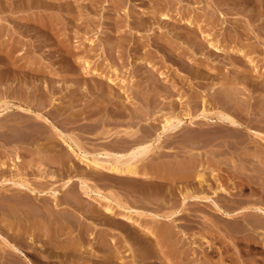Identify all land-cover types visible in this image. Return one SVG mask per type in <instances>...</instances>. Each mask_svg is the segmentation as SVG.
<instances>
[{"label":"rangeland","instance_id":"rangeland-1","mask_svg":"<svg viewBox=\"0 0 264 264\" xmlns=\"http://www.w3.org/2000/svg\"><path fill=\"white\" fill-rule=\"evenodd\" d=\"M166 1L173 3L168 13L170 18L162 16L161 18L163 20H159L158 17L155 19L149 17V21L147 20L146 23H140L137 16L143 15L148 17L149 15L146 12L151 11L156 7V0H119L121 7L120 12L117 11L115 13L111 0H0V93L5 91L7 93H13L15 91L20 92L23 99L27 97L28 103H33V107L41 110L42 107H40L41 104L40 100L38 99L40 95L43 96V98H49V96H53L50 95L47 87L45 88L47 82L50 86V89H53L50 84L53 79L57 80L58 77L56 78V76L58 75L67 76L66 78L68 80L75 78L77 81L79 79L80 82H78L80 84L79 88L81 87L80 89L77 86L73 87L71 90H68L63 84L55 88L54 94L56 95L54 96L59 101H62L59 105L61 108L60 110L64 111H60V114H57L58 117L54 118V120H58V122L56 120L55 121L57 124L59 123L58 125L64 128L65 131H72L74 134L76 133L75 135L80 139H83L82 142L85 143L84 145L87 149L89 148L90 150L92 148L108 147L106 141H111L112 137L110 139L104 135L98 136L96 133L100 132L102 128H104V131L111 129L113 130L112 132H114L115 130L127 128L129 125L132 127H137L138 123H145L144 121L140 122V117L137 115V112L141 111L144 113L147 110L146 99L132 98L129 109H125V111H127V114L125 113L124 117L126 120L116 122V120L119 118L118 115L113 112H118L121 107L119 106L114 108L113 104L115 97L109 94L110 92L107 88V85L105 84L104 87H101L99 84V77H93V75H90V73H87V75L82 69V62L87 59V57H91L89 59H92V61L94 60L93 62L91 61L93 66L98 63L100 65L104 64L102 66H111V61L115 60V63L117 64L116 66L119 67L120 63L124 62V67H122L123 69H120L119 78L123 77L121 79H125V81L127 80V83L129 81L131 82L133 79V81L137 80L138 83L143 84L142 88L144 87V95L141 94V97H144L147 93L151 94V97L154 95L155 98H152L154 103L155 100H165L163 97H161L163 95L159 97L156 94L157 90L159 92L161 90V82H166L164 76L165 73L164 75L161 74V77L158 72L155 73L152 71L153 68L160 66V70L162 69V71L167 70L168 73L173 71L172 74H179L183 77L184 80L182 83L177 82L178 86H181V91L184 90L186 93L194 91L202 95L204 91V96L206 95L208 96L207 98L210 99L209 102L213 100L212 104L215 102V96H218L219 92L223 91V96L224 94L228 95L227 97H229V100L231 99L230 104H233V107L242 104V109H244L243 113H236V116H238L243 121L251 120L250 123L253 121V124L251 123L252 127L255 126L254 128L256 129H262V124H264V0H238L243 2V6H241V4L238 2L236 3L237 0H226L225 2H218V0H162L161 5L166 6ZM186 9H190L191 14H201L202 12L205 13L206 16L204 15L201 17L202 21L209 13L210 15H213V18L215 19H210L212 21H210L211 24L208 23L205 25V22H203L202 29L205 30L204 33L201 34V32H198L196 34H191L187 29L185 30V27H183V25L187 24L186 21L180 19V12ZM128 11H135L134 13L136 15L126 16L125 13ZM162 12L164 13L165 9ZM119 17L120 20L117 23V19ZM168 19L170 20L168 21ZM150 20L153 24L150 22ZM177 22L179 24H177ZM206 32L211 36H209ZM229 33L234 38L240 37V41H238L237 44L239 42L243 44L246 52L245 56L241 55L240 53L238 56L235 54H233L234 56H230L226 53L230 47L225 42L226 36H228ZM204 35H208L205 37L208 40L210 37L212 40H214V42H217L218 40L221 47L223 43V47H225L224 50H215V48H211V51L209 52V44L207 43L208 40L204 38ZM138 37L142 39L141 41L143 42L144 48L146 49L143 47L139 49L137 48L136 39ZM157 37H159V40ZM166 39H169L171 43H168V41L165 42ZM192 46L193 48H191ZM87 50H90L91 52H88ZM182 50L185 51V54H180V51ZM202 50L206 52L205 55L201 54ZM148 51L151 53V57L148 59L150 63H147L145 66L141 63L138 64L137 59ZM230 52L232 51L230 50ZM235 56L238 58V60L234 59ZM81 58L82 60H80ZM232 59L235 60V62H233ZM249 59H251L255 64H253V62H249ZM109 62H111V64ZM151 65L155 66L152 68ZM141 66L143 67L141 68ZM253 68L256 70H253ZM242 69L249 70L244 72ZM46 72L47 74H45ZM56 73L58 75H56ZM71 75H75L76 77H72ZM152 75L153 77L155 76L153 79ZM216 75L219 79L216 77ZM68 76H71V78ZM147 76L149 79L146 81ZM225 78H228V81L233 82L232 88L230 87L231 91L229 90V87L225 86V84H222L224 86L221 85L223 81H226ZM237 79L238 82L241 83L236 82L238 84L235 85V81ZM216 80L218 83H216L217 85L215 84V88L213 87L215 90L213 88L210 90L209 88L212 87H210V84H214L217 82ZM219 80L223 81L219 82ZM145 91L147 92L145 93ZM151 92L154 93L152 94ZM225 92L230 93V96ZM162 93L165 95L164 92ZM233 94H236L234 98H232ZM240 98L241 101L239 100ZM72 100L75 102V104L70 107L69 103ZM95 101L99 103L97 107L93 106ZM91 104L93 107L90 106ZM153 104L151 106H154ZM80 107L83 108V110H81ZM157 109L158 107H156L154 110ZM78 110H81L83 114H81V111L78 112ZM93 110L96 112V114L92 115V119H89V114L94 113ZM132 112L134 114H132ZM247 112H249V114H247ZM74 113H78L79 117H85L86 119L84 118L81 120L85 121L83 123L79 121L82 124L73 123L75 125L77 124L76 126L73 124H68L66 120ZM130 113L132 120L128 121ZM97 114L100 115L98 116ZM258 116L260 119H262L263 123H260L256 120L259 118ZM114 117L116 119H114ZM8 119H10V123L12 125H15V123L19 120V116H10ZM91 122L92 125L95 126L96 123L97 125L95 129H93V131L87 135L88 132L84 131V125L91 124ZM130 122L132 124H130ZM254 123L256 124L254 125ZM66 124L68 125L66 126ZM94 132L95 134H93ZM9 133L13 135L15 132L13 130L9 131ZM40 142L43 141L41 140ZM25 145L20 141H8L5 144L2 137H0V151H3L4 149L7 150V152H12V154L9 155L10 158L8 157V153H3L0 156L1 176L3 175V177H10L9 175L12 173H24L27 175V177L33 179L34 177H39L41 173L44 176L41 175L42 178L39 177L38 180L42 181L44 177L45 181L43 179V182L46 183L43 184V187L46 188L47 186H50L60 188L64 180L69 178V176L72 177L73 175L80 174L81 170L83 172L85 170V173H87L86 175L89 178L91 176V181L93 178L94 180L97 178L95 180L96 184L94 181H92L91 185H97L101 191L106 194L108 193V195L115 194L127 206L143 211L149 210L152 212L161 213L167 209H170V202H173L176 199L178 200H176V205H178V207L182 205V197H180L181 195L178 193L179 188L175 187V196L170 198L172 194L170 195L167 192V188L170 185L169 183L164 185V193H166V200L163 201L164 203H147L143 199L140 200L141 198L139 196L134 197L130 193H127L126 190L121 188L115 182L116 179L113 181V178H100L96 173L94 174L91 172V170H87L89 166H86L83 162L79 161L77 157H73V159H70L71 161L68 160L66 162H60L63 164L66 163L64 164L65 166L62 164L60 165L59 162H57L58 164L49 162L43 163L38 159H34L32 164V162L30 163L29 161L33 155L30 153H25L24 151V148L30 145ZM58 146L59 148H54V150L56 149L55 151L59 152L61 148L62 150L65 148L60 145ZM243 146L244 145L242 144L238 145L237 148L230 147L229 150L225 148V151L220 153L218 156L222 159H227L228 157H231L232 153L236 163H241V159L239 156H237V152L233 153L231 150L237 149V151H241V153L244 151V154L242 153L241 156H245L249 153V159L253 160L250 163L246 161L249 166L248 173H251L255 178L258 174L257 171L259 170L263 171L264 175V160H262V157H264V150L263 153H260L259 151L262 156L255 154L252 158L250 153L254 151V144L252 143L248 148ZM16 151L21 155V163L14 162L12 160L14 158V152L16 153ZM203 156L206 157L205 154H203ZM163 157L167 159L173 157V155L168 154V157L167 155H156L153 156L151 160H149L157 161ZM2 162H4V164ZM79 162L82 164L80 163V165ZM45 163L48 164L49 169L44 172H46V174L49 173V176L48 174L45 175L42 172L41 167L38 165L40 164L42 166ZM234 164L235 163H231L232 167L227 165L225 166L223 164V170L220 171L221 173L223 172L224 175L229 174V176H227L229 178L228 182L231 189L239 180L238 177L236 178V176L240 175V173L234 169ZM17 167H19V169ZM68 169H70L71 172ZM49 170L51 172H47ZM54 171L55 173H53ZM50 174H54L56 176H52V178ZM242 176L244 175L242 174ZM152 178L153 177H142L139 181L142 184L144 183L143 185L146 186L159 183L158 178ZM77 182L78 181H75V183L66 190H61L62 192L60 191L61 196H68L70 197V200L74 198L73 201L70 202L74 204L75 208L69 207L67 208V211H65L66 206H64L57 210L58 212H55L56 214L58 213L55 215L59 219L65 216L66 218L72 220L73 229L71 228V232L61 235L57 238L49 236L48 233L45 235L43 234L42 236L40 233L31 234L29 237H32V240L28 236H23L21 240V242H23H19L18 245L28 256V258L25 257L24 253H20L19 251L17 253L16 251L14 259L20 261V264H264V229L250 231L246 236H241L235 234L232 231L233 222L227 223L224 219H222L221 223H219L220 228H214L212 234L206 232L201 233L202 231H199V233L197 232L199 228L202 229L203 227L209 226L204 222L205 219L203 215L207 213L205 212V209L199 210L202 211V213L186 210L183 212L184 215L177 217V223L172 220H167V222L164 220H159V223L158 221L155 223L156 218L151 216V219L149 216L148 218L146 216V218H139L135 213L133 214H135L134 218L137 221L128 220L124 216L125 214H129L127 209H119L115 213L110 212L106 214L104 212L97 216H91V206H99L98 208L103 209V205H105L106 202L87 196L81 197V195H79L80 186H78ZM180 182L184 187H192L196 185H193V183L190 181L187 182V180H181L177 182V186ZM232 191L234 190L232 189ZM47 197L49 200H46L49 202H45L43 199L34 201L39 206L43 207L45 206L44 204L47 203L50 207H52L54 199L49 194H47ZM234 197L236 196L228 195L227 198L233 199ZM243 198L247 199V203L255 202L264 205V193L262 195V190L258 185L249 184V186H247L245 189ZM220 202H222V200H220ZM158 205L161 207L158 208ZM188 205L192 206L191 204ZM190 212L192 214L188 215ZM185 213H188V216ZM70 214L71 216H69ZM187 217L197 220L196 223L198 226L195 227V229L187 228ZM46 220L44 221V224L45 228H48L49 220ZM139 221L145 225H148L146 227H144V225H139ZM239 221H241V219H239ZM75 224H77V226H75ZM1 225L2 223H0V233L11 239L12 235L16 233V230L13 229L11 230L12 232H10V230H7L8 227H2ZM80 225L84 226L85 230L83 232H80ZM154 225H160V228L173 229L172 237H170L171 239L167 238L166 240L162 241L159 233L155 232ZM193 231H195L196 234H193ZM201 234L212 241V247L206 248L205 244L203 246L198 244L199 241H201ZM192 238H198V241L194 243L192 242ZM207 238H202V242L206 241ZM67 242H80L81 244L80 246L74 248V252L73 250L71 251V248L66 249L65 246ZM171 245L175 247L174 253H164V250L169 248ZM1 246L0 264H10L11 260L9 259V256V262L7 261V258L3 257L4 254L1 250ZM143 249L151 253L149 254L150 256L147 258L145 257V259L141 255V250ZM34 253L37 255L39 254L38 259L33 256ZM110 253L112 254L110 255ZM13 263L17 262L14 261Z\"/></svg>","mask_w":264,"mask_h":264},{"label":"bare ground","instance_id":"bare-ground-1","mask_svg":"<svg viewBox=\"0 0 264 264\" xmlns=\"http://www.w3.org/2000/svg\"><path fill=\"white\" fill-rule=\"evenodd\" d=\"M111 1H112L111 3L113 5L114 13L117 11L120 12L121 7H120L119 0H111ZM161 1L162 0H156V2H157L156 7L154 9L152 8L153 10L146 12L149 15L148 17L143 16V15H138L137 17L139 19V22L140 23H146L147 20L149 21V17L154 18V19L158 17L159 20H163L161 18L162 16H164V17L166 16L167 18H170L168 13H169V10L172 7L173 3L166 1V6H162ZM220 1L225 2L226 0H218V2H220ZM237 2L240 3L241 6H243L242 5L243 2H240L238 0L236 1V3ZM263 3H264V1H263ZM241 8H244V7H241ZM164 9H165L166 13L162 12V11H164ZM134 12L128 11L125 14H126V16H133V15H136ZM195 12H196V10H195ZM202 13L201 14H198V13L197 14H195V13L191 14L190 9H186L184 11H181L180 12V19L186 21V23H187L186 25H183V27H185V30L187 29L189 31V33H191V34L192 33L196 34L198 32H201V34L204 33L205 30L202 29L203 28V22H205V25H207L208 23H210V21H211L210 19H215V18H213L214 16L210 15V13L209 14L206 13L207 17L202 21L201 17H203L205 15V13H203V14ZM117 16H119V15H117ZM119 20H120V17L117 19V23ZM169 20L170 19H168V21ZM150 22L152 23L151 20H150ZM177 24H179V23L177 22ZM160 25H161V23H160ZM199 30H201V31H199ZM195 34H193V35H195ZM208 35H204V38L207 37ZM209 36H211V35H209ZM243 37H245V36H243ZM158 38L159 37H157V39ZM205 39H207V38H205ZM141 40L142 39H140L139 37L136 39V41H137L136 45H137L138 49L142 48V47L144 48V44ZM166 41H168V43L169 42L171 43V41H169V39L168 40L166 39L165 42ZM238 41H240V37L234 38V37H232V35L230 33L228 34V36H226L225 42H226V44H228V46H230L229 50L226 52L227 54H229L230 56H232L233 54L238 56L239 53L243 56L246 55L245 47H243V44L240 42L238 43L240 45H238L237 44ZM207 43L209 44V49H208L209 52L211 51L210 50L211 48H215V50L216 49L217 50H224V48H225V47H223V43H222V47H221V45H219L218 40H217V42H214V40H212L211 37L207 41ZM90 44H92V43H90ZM229 44H232V45H229ZM191 48H193V46ZM144 49H146V48H144ZM135 50H137V49H135ZM230 50L232 52H230ZM141 51H142V49H141ZM165 51H167V50H165ZM205 53L206 52L204 50L201 51V54L205 55ZM247 53H248V51H247ZM180 54H185V51L184 50L180 51ZM195 54H197V53H195ZM167 55H168V53H167ZM167 55H165V56H167ZM236 56L234 59L238 60V58ZM150 57H151V53L148 51V52H145L143 56L139 57L138 59L136 58V59H137L138 64L141 63L145 66L147 63H150L148 61V59ZM78 58H80V57H78ZM89 58H91V57H89ZM89 58L88 57H87V59L84 58L85 60L81 64L82 69L86 74L90 73V75H93V77H96V78L99 77L100 78V81H99L100 86L104 87V85L106 84L107 88L109 89V92H110L109 94H111L112 96L115 97L114 98L115 101L113 104L114 108L119 107V106L121 107L118 110V112H113L116 115H118V118H119V119L117 118L118 120H116V122L126 120L124 118L125 113L127 112V111H125V109H129L130 103L132 102L131 101L132 98H135V99L137 98V99H146V103H147L146 109L147 110L144 113L141 111H138V112L136 111L137 115L140 117V122L144 121L145 123H142V122H141L142 124L138 123L137 127H132L131 125H129V127L124 128L122 130H115L114 129L115 130L114 132H112L113 130H111V129H107L106 131H104V128H102L101 131L97 132L96 134H98V136L104 135L105 137H109L110 139L112 137L111 141H109V142L106 141L108 147H101V148H92L91 147L92 149H90V150H89V148L87 149L84 145L85 143L82 142L83 139H80L78 136L75 135L76 133L74 134L72 131L71 132L65 131L64 128H62L58 125L59 123L57 124L58 120L55 119L57 122L54 120V118L58 117L57 114L58 115L60 114L61 108H60L59 104L62 102V101H59L54 96V95H56V94H54L55 88L59 87L62 84L64 86H66V88L68 90H71L73 87H77V86L79 88V86H80L79 79L77 81L75 80V78L72 79L71 78L72 75L68 76L71 78V80H68L66 78L67 76H65V75L61 76V75H58L56 73V75H58V76H56V78L58 77L57 80L53 79V81L50 84L53 87V89H50L48 82L45 85V88L47 87L50 95H53V96L52 97L49 96V98H43V96H41V95H40V97L38 96L39 97L38 99L40 100V104H41L40 107H42L41 110H38L37 108L33 107L32 106L33 103L32 104L28 103L27 97H25L23 99L20 92L15 91L13 93H7L5 91V92L0 93V137H2L3 142H5V144H6V142H8V141H18V142L20 141L24 145L25 144L27 146L30 145V146L24 148V151H25V153H30L31 155H33L31 160L29 161L30 163L32 162V164H33L34 159H36V160L38 159L39 161H41L43 163L49 162V163L54 164V163L59 162L60 165L61 164L64 165L66 163L63 164L60 162H63V161L66 162L70 159H73V157H77L79 159V161L83 162L86 166H89L88 167L89 169L86 167L87 170H91V172L94 174L96 173L97 175H99L100 178L101 177H106L108 179L113 178V181L116 179L115 182L121 188L126 190L127 193H130L134 197L139 196L141 198L140 200L143 199L147 203H150V202H156V203L161 202L162 203L163 201H165L166 200L165 199L166 193H164V185L169 183L170 185L167 188V192L170 195L172 194L170 196V198L175 196L174 195L175 187L179 188L178 193H180L179 195H181L180 197H182V201H181L182 205L178 207V205H176V202L178 200L176 199L177 201L174 200L173 202H170V204H169L171 207L170 209H167L166 211L161 212V213L152 212L149 210L143 211V210H139V209L127 206L115 194H112V195L109 194L108 195V193L106 194L103 191H101L98 188V186L95 185L96 184L95 180L97 178L95 180L93 178L92 181H94L95 184L93 183L94 185H91V182H92L90 180L91 176L89 178L86 175L87 173H85V170H84V172L81 170L82 172L80 171V174L73 175L72 177L69 176V178H67L66 180L63 179L64 182L62 181L63 184H62V186H60V188L50 187V186L49 187L47 186L46 188L43 187V184L46 183V182L45 183L43 182L44 177H43L42 181L38 180L39 177L42 178V176H44L41 173H40L39 177H37V178L34 177L35 179L34 178L30 179L24 173H21V174L20 173L19 174L12 173L9 175L10 177H3V175L2 176L0 175V223H2V225H1L2 227H8L7 230H10V232H12L11 230H13V229L16 230V233L13 232L15 234L12 235L11 239L0 233V239H1L0 244L2 245V246L1 245L0 246H1V250L4 254L3 257L7 258V261L9 262V260H8V256H9V259L11 260L10 264H18L20 262V261L15 260L14 256H15L16 251H17V253H18V251L20 253H24L21 250L20 246L18 245V243L21 242L23 236L29 237L31 234H37V233H40V235L42 236L43 234L45 235L48 233L49 236H53V237L57 238V237H60L61 235L68 234L69 232H71L72 220L66 218L65 216L61 217L60 215L59 216L61 218L59 219L56 216L58 213L56 214L55 212L64 206H66L65 211H67V208H69V207H74V204H72L70 202V201H73L74 198L72 200H70V197H68V196H61L60 191L66 190L71 185H73L75 183V181H78L77 182L78 186H80V194L79 193L78 194L81 195V197L87 196L90 198L99 199V201H105L106 202L105 205H103V207H104L103 209L98 208L99 206H91L90 207L91 216H97V215L104 213V212L106 214L110 213V212L115 213L119 209L120 210L127 209L129 214H125L124 216L128 220L137 221L134 218V215L136 214V215H138L139 218H143L145 216L147 218H148V216L154 217V218H156V220L154 219L155 223H157V221L159 223V220L160 221L164 220L166 222H167V220H172V221L177 223V217L180 215H184L183 212H185L186 210L194 211L196 213L197 212L202 213V211H199V210L205 209L206 210L205 212H207V213H205V215H203V217L205 219L204 222L209 226L203 227L202 229L199 228V230H197V232L202 231L201 233L206 232V233L212 234V231L214 228H217V229L220 228L219 223H221L222 219H224L227 223L233 222L232 231L235 234L241 235V236H246L247 234H249L250 231H258L259 229H264V205L259 204V203H255V202L247 203L246 202L247 199L243 198V194L245 192V189L247 188V186H249V184L258 185L260 187V189L262 190V195H263V193H264L263 171L258 170L257 171L258 174L255 178L253 177V175L251 173H248V167H249L248 163L252 162L253 159H249V156H250V155L248 156L249 153L246 154L245 156L244 155L241 156L244 151L241 153V151L238 152L237 149L231 150L233 153L237 152V156H239V158L241 159V161H240L241 163L238 162L239 165H238V163H236V160L234 159V156L232 155L231 152H230L231 157H228V158L226 157L227 159H225V158L222 159L221 157L218 156L220 153L225 151V148H227L229 150L230 147H236L237 148L238 145H242V144L248 148L252 143L254 144V147H255V148H253L254 151L252 152L254 154L250 153L252 158L254 157L255 154L256 155L259 154L260 156H262V154H260V153L261 152L263 153V150H264V124H262L263 125L262 129H256V128H254L255 126L252 127L253 121L251 122L252 123L251 124L250 123L251 120L246 119L247 121H245V120L243 121L238 116H236V113L237 114L241 113V112L243 113L244 109H242V104H239V105L233 107V104H230L231 99L229 100V97H227L228 95L224 94V96H223V91H221L222 93L219 92L218 96H215V102L213 104H212L213 100H211V102H209L210 99L207 98L208 96H206V95L204 96V91H203V95L199 94L198 92H194V91H192V92L190 91L189 93H186L184 90L181 91L180 90L181 86H178L177 82L182 83V81L184 80L183 77L180 76L179 74H176V75L172 74L173 71L169 72V73L167 70L162 71V69L160 70V66H157V65H156L157 67H155V68H153V66H155V65H153V66L151 65L153 68L152 71H154L155 73L158 72L160 74V76H161V74L164 75V73H165L164 76H165L166 82H164V81L161 82L160 92L157 89H155V90L158 91V93L156 91V94L159 97L161 95H163L161 97H163V99H165V100H162L160 98L161 100H158V101L155 100V103H154V101L152 100L154 95H153V97H151L150 96L151 94L147 93V94H145L144 97H141V94L144 95V91H143L144 87L142 88L143 84L138 83L137 80L133 81V79L131 80V82L133 81L132 83L130 81L127 83L126 82L127 80L125 81V79H123V80L121 79L123 77L119 78L120 69H123L122 67H124L123 66L124 62H121L119 67H117L115 60L113 59L114 61H111L112 64H111V62H109L111 64V66L110 65L109 66H102V65H104L102 63H101L102 65H100L98 63L95 66H93V63L91 64L92 59L90 60ZM80 60H82V58ZM235 60H233V62H235ZM249 60H250L249 62H253L251 59H249ZM122 61H124V60H122ZM152 61H154V60H152ZM95 62H96V60H95ZM154 64H155V62H154ZM253 64H255V63L253 62ZM142 67L143 66H141V68ZM146 67H144V68H146ZM161 68H162V66H161ZM249 69H242V70H244V72H246ZM48 70H50V69H48ZM253 70H256V69L253 68ZM84 72H82V73H84ZM45 74H47V72ZM78 75H80V74H78ZM73 76H75V75H73ZM83 76H85V75H83ZM53 77H55V76H53ZM154 77L152 75V79ZM216 77H217V75H216ZM80 78H82V77H80ZM220 78H223V77H220ZM147 79H149L148 76L146 78V81H147ZM163 80H164V78H163ZM220 81L221 80H219V82ZM85 82H86V80H85ZM236 82H238V79L235 81V85L238 83H241V82H238V83H236ZM141 83H142V81H141ZM216 83H218V81L215 82L214 84L212 83V85L210 84V87L211 86L212 87L209 89L211 90L213 87L215 88ZM222 84H225V86L229 87V90H230V87L232 88L233 82L228 81V78H227L225 82L223 81V83H221V85ZM181 85H183V84H181ZM222 86H224V85H222ZM68 90H67V92H68ZM74 92H75V90H74ZM146 92L147 91H145V93ZM162 92H164L165 95ZM51 93H53V94H51ZM228 94L230 96V93H228ZM235 95L236 94H233L232 98H234ZM184 98H185V100H184ZM239 100L241 101V98ZM74 104H75V102L72 100L69 103V106L72 107ZM152 104L154 106H151ZM98 105H99V103H97L96 101H95V103H93V106L97 107ZM62 106H64V105H62ZM90 106H92V104ZM154 107L155 108L158 107V109L154 110L155 109ZM261 107H262V105H261ZM95 108H93V109H95ZM81 110H83V108H81ZM85 110H87V109H85ZM96 110H97V108H96ZM63 111H61V112H63ZM80 111L78 110V112H80ZM91 112H89V113H91ZM97 112H99V111H97ZM133 112H132V114H134ZM249 112H247V114H249ZM81 114H83V112ZM95 114H96L95 111H94V113L89 114V119H92V115H95ZM97 115L99 116L100 114H97ZM10 116H19V120L18 121L16 120L17 122L15 123V125H12L10 123V119H8V117H10ZM129 116L130 117L128 118V121L132 120L131 113ZM84 118L79 117L78 113H74L66 121L68 124H73V123L79 124V123H81V122L83 123L85 121V120L81 121ZM114 119H116V118L114 117ZM256 120L259 121L260 123H263V121H262V119H260V117ZM79 121H81V122H79ZM104 121H105V119H104ZM59 122H61V121H59ZM88 122H90V121H88ZM93 123H94V121H93ZM68 124H66V126ZM130 124H132V123L130 122ZM255 124L256 123H254V125ZM61 125H62V123H61ZM73 125H75V124H73ZM96 125H97V123H96ZM96 125L95 126L92 125V122H91V124L84 125V131L88 132L87 135H89V133H91L93 131V129H95ZM98 125H99V123H98ZM75 126H73V127H75ZM102 126H104V125H102ZM81 127H83V126H81ZM97 128H98V126H97ZM13 130L15 133L14 134L12 133L13 135H11V133H9V131H13ZM7 133H8V136H7ZM78 134H79V132H78ZM93 134H95V132ZM98 136H97V138H98ZM90 139H91V136H90ZM41 140L43 142H40ZM20 145H22V144H20ZM58 145L65 147V148H63V150L61 148L59 152L55 151L56 149L54 150V148H56V147L59 148ZM34 146H35V148H34ZM246 151H245V153H246ZM259 151H260V153H259ZM3 153H5V154L8 153L9 158H10L9 155L12 154V152H7V150L3 149V151H0V156ZM168 154H172L173 157L167 158V159L163 157L162 159H159L157 161H150L153 158V156L167 155V157H168ZM203 154H205L206 157H204ZM8 157H7V159H8ZM74 159H76V158H74ZM12 160L14 162L21 163L22 162L21 161V155L18 154L17 151H16V153L14 152V158ZM262 160H264V157H262ZM246 161H248V163ZM81 162H79V164ZM2 163L4 164V162H2ZM43 163H41V164H43ZM231 163H235L233 165V167H234V169H236V171H238L240 173V175L236 176V178L238 177L239 180L236 183V185L232 188L234 191H232V189L229 187V185H230L228 182L229 181L228 180L229 174H227L228 175L227 176V175H224L223 172L222 173L220 172L221 170H223V167H222L223 164L225 166L227 165V166L232 167ZM70 164H71V162H70ZM38 165L41 167L42 172L45 175L48 174V176H49V173L46 174V172H44V171L49 169L48 164L45 163L42 166L40 164H38ZM17 168L19 169V167H17ZM84 168H85V166H84ZM77 169H78V167H77ZM82 169H83V167H82ZM68 170H70V169H68ZM78 171H79V169H78ZM47 172H51V171L49 170ZM70 172H71V170H70ZM53 173H55V171ZM242 174L244 176H242ZM90 175H92V174H90ZM50 176L52 177V176H56V175L50 174ZM73 177H75V178H73ZM142 177L143 178H145V177H147V178L148 177L158 178L159 180L158 179L157 180L159 181V183L158 184H151L149 186L143 185L144 183L142 184L139 181L140 178H142ZM231 177H233V176H231ZM62 178H64V177H62ZM181 180H187V182L190 181L193 183V185H195V184L196 185L192 186V187H188V186L184 187L180 182L179 185L177 186V182L181 181ZM44 181H45V179H44ZM104 181H105V178H104ZM107 182H109V181H107ZM47 194H49L50 196L53 197V199H54V202L52 204L53 206L50 207L47 203H45L44 204L45 206H43V207L39 206L35 201L39 200V199H43V200H45V202L48 201L49 199L47 197ZM228 195H232V196L234 195L236 197H234L233 199H230V198H227ZM46 199H48V200H46ZM220 200H222V202H220ZM77 202H78V200H77ZM188 204H191L192 206H190ZM186 205H188V206H186ZM160 207L161 206H159L158 208H160ZM199 207H201V208H199ZM133 213H135V214H133ZM185 214L187 215L188 213H185ZM191 214L192 213L190 212L188 215H191ZM69 216H71V214ZM151 217H150V219H151ZM44 219L49 220V223L46 222V223H48V226H49L48 228L47 227L45 228V224H44L45 220ZM239 219H241V221H239ZM152 220H153V218H152ZM187 221H188L187 228H189V229H195V227L198 226L196 223L197 220H195L194 218L187 217ZM138 224L144 225V227H146L148 225V224L145 225L141 221H139ZM75 226H77V224H75ZM156 226L154 225V230L156 233H159L162 241L166 240L167 238L171 239L170 237H172V230L173 229L171 230V228L170 229L160 228V225H156ZM79 229H80V232H83L85 230L84 226H82V225L79 226ZM194 233L196 234L195 231H193V234ZM29 238H31V240H32V237H29ZM202 238H207V237L203 236L201 234V238H200L201 241H199V243H198L200 246H203L205 244L206 248L212 247L213 243L209 238H207L206 241H203V242H202ZM53 240H55V239H53ZM197 241H198V238H192V242L196 243ZM80 244H81L80 242H77V243L76 242H73V243L67 242L65 247H66V249L71 248V251L72 250L74 251V248L80 246ZM28 245H26V246H28ZM204 250H206V249H204ZM174 251H175V247H173L171 245L169 248H166V250H164V253L172 254V253H174ZM33 252H35V251H33ZM111 254L112 253H110V255ZM149 254H151V253H149L145 249L141 250V255L144 259H145V257L147 258L148 256H150ZM24 255L26 258H28V256L25 253H24ZM33 256L38 259L39 254L37 255L34 253ZM12 261L13 262L15 261L17 263H13ZM3 264H6V263H3ZM176 264H179V263H176Z\"/></svg>","mask_w":264,"mask_h":264}]
</instances>
